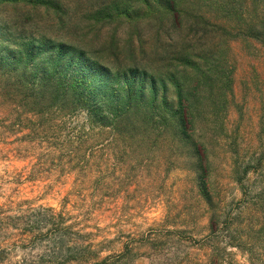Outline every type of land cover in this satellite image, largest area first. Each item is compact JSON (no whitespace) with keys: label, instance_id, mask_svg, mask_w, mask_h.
<instances>
[{"label":"rangeland","instance_id":"374dc122","mask_svg":"<svg viewBox=\"0 0 264 264\" xmlns=\"http://www.w3.org/2000/svg\"><path fill=\"white\" fill-rule=\"evenodd\" d=\"M6 1L0 48L28 42L21 32L52 39L82 52L86 65L144 76L169 109L179 90L193 93L200 130L223 122L237 147L207 133L202 141L226 220L219 238L229 264H264V0H54L57 13ZM1 87L0 242L46 209L71 231L23 248L1 243L0 264H91L120 253L103 264L206 263L209 214L193 148L152 130L130 143L93 139L86 147L98 148L96 158L80 171L69 161L83 152L70 139L88 131L86 113L18 121Z\"/></svg>","mask_w":264,"mask_h":264},{"label":"trees","instance_id":"16d2710c","mask_svg":"<svg viewBox=\"0 0 264 264\" xmlns=\"http://www.w3.org/2000/svg\"><path fill=\"white\" fill-rule=\"evenodd\" d=\"M16 1L22 5V9L32 6L44 11L58 12L54 0ZM171 7L174 9V4ZM19 34H25V38L30 40L21 41L15 47L17 50L8 46L0 48V87L10 89L8 106L11 112L19 114L17 120L20 121V116H26L27 113L45 120L50 113L57 111L68 118L84 111L89 129L86 133L82 131V134L78 133L70 139L72 144L77 145L75 151L83 152L82 158L74 156L69 161L74 163L73 168H79L80 171L89 170V160L96 158L98 148L86 147L93 139H102V142L109 143H130L145 140L149 137V130H152L157 132L158 138L163 137L171 143L182 142L193 148L196 159L195 186L209 214L205 229L207 235L203 238V246L207 251L205 264H229V258L222 247L223 240L219 238L225 231L226 220H221V200L216 195L217 188L212 182L210 171L211 163L202 142L207 133L215 143L221 141L228 148L237 147L236 139L232 140L231 136H227L223 122L216 127L212 121L210 126L203 125L204 130H200L201 127L196 126L198 112L194 106L193 93L179 90L176 100L172 101V109H169L167 96H159L154 84L147 83L144 76L126 74L125 78H121L123 75L113 74L97 64L86 65L84 54L73 48L55 44L52 39L45 37H41L43 42L38 43L33 34ZM160 102L163 104V113L158 111ZM218 115L219 113L212 116L216 122H219ZM37 130L40 131L37 128L33 130V134ZM232 167L235 182L239 184L241 178L237 161L233 162ZM42 211L45 213L36 214L40 221L34 220L26 226H17L19 233L12 243L10 240L0 242V255L3 252L1 243L4 242L10 248H23L27 245L33 246L37 240H52L53 235L61 238L70 234L71 227L61 223L63 219L60 215H55L51 209ZM79 233L72 234L77 236ZM227 245L230 244L226 243L225 246ZM124 256L120 253L115 257H107L105 261H100L99 256H96L92 258L91 264H103L111 258L121 259Z\"/></svg>","mask_w":264,"mask_h":264}]
</instances>
